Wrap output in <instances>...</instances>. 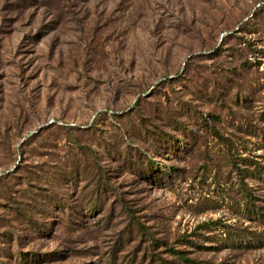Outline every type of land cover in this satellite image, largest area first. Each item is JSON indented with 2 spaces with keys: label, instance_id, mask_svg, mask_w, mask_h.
<instances>
[{
  "label": "rangeland",
  "instance_id": "374dc122",
  "mask_svg": "<svg viewBox=\"0 0 264 264\" xmlns=\"http://www.w3.org/2000/svg\"><path fill=\"white\" fill-rule=\"evenodd\" d=\"M0 264H264V0H0Z\"/></svg>",
  "mask_w": 264,
  "mask_h": 264
}]
</instances>
